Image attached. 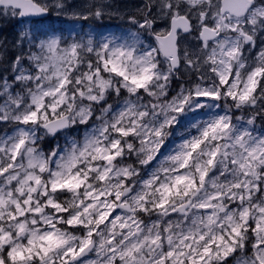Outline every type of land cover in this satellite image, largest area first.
Returning a JSON list of instances; mask_svg holds the SVG:
<instances>
[{"label": "snow or ice", "instance_id": "1", "mask_svg": "<svg viewBox=\"0 0 264 264\" xmlns=\"http://www.w3.org/2000/svg\"><path fill=\"white\" fill-rule=\"evenodd\" d=\"M0 21V264H264V0H0Z\"/></svg>", "mask_w": 264, "mask_h": 264}, {"label": "rangeland", "instance_id": "2", "mask_svg": "<svg viewBox=\"0 0 264 264\" xmlns=\"http://www.w3.org/2000/svg\"><path fill=\"white\" fill-rule=\"evenodd\" d=\"M69 2L77 4V5H81V4H83L85 2V0H69ZM138 2H139V0H119V1H115V3H118L120 5H122L121 3H124L125 4L124 7H129V8H131V6H133L134 4H136ZM51 15L54 18V20H57V22H58L59 27H56V28H63L65 31L69 30V28L71 26V20L74 19V18H72L71 16L56 17V15L54 13L51 14ZM9 25H10V23H6V22L0 21V26H2L5 29V32H4L5 35H9L10 36L11 34H13L14 32L19 30L18 28L14 27L13 24L11 26H9ZM27 27H31V25H27ZM124 28H126V24H124L123 22L119 21V25L118 26H106V27H103V28H97V29H92V30H88V31L84 30V32H89V33H93V32L100 33V32H103L105 34H108V33H120V32L123 31ZM76 33H78V32H76ZM76 33H74L73 35H75ZM65 36H67V35H65ZM83 127L84 126H81V131L83 130ZM61 143H63V140H62ZM53 144H55L54 140L53 141H49L48 144L46 145V148L49 145H53Z\"/></svg>", "mask_w": 264, "mask_h": 264}, {"label": "trees", "instance_id": "3", "mask_svg": "<svg viewBox=\"0 0 264 264\" xmlns=\"http://www.w3.org/2000/svg\"><path fill=\"white\" fill-rule=\"evenodd\" d=\"M115 1H119V0H115ZM123 6L125 5L124 3H121ZM53 18V17H52ZM54 20V18H53ZM55 24L54 27H59L57 20H54ZM12 23H10L9 26H11ZM98 25H101L102 27H98ZM117 26V22H116V18H105L103 21H97V22H93L91 20L89 21H83V20H76V19H72L71 20V26L69 28L68 31H66V35H68L69 32L71 33H76L79 32L81 30H92V29H97V28H103L106 26ZM50 26L49 22H45L44 24H42L40 27L42 28H48ZM62 142V140H61ZM54 146V144L52 145Z\"/></svg>", "mask_w": 264, "mask_h": 264}]
</instances>
